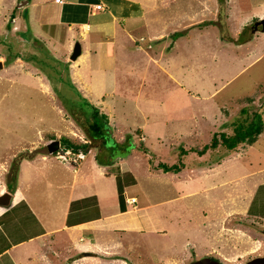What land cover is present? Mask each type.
Listing matches in <instances>:
<instances>
[{
  "label": "rangeland",
  "instance_id": "374dc122",
  "mask_svg": "<svg viewBox=\"0 0 264 264\" xmlns=\"http://www.w3.org/2000/svg\"><path fill=\"white\" fill-rule=\"evenodd\" d=\"M172 1L184 16L186 8L208 12L204 18L195 13L201 21L192 18L187 28L177 30L182 35L170 54L169 73L149 62L143 81L139 72L126 76L127 88L122 84L118 96H111L117 97L115 107L128 108L130 127L124 119L117 121L122 131L128 128L126 139L116 142L114 125L109 124L110 132L104 131L99 145L92 140L88 148H81L82 158L72 153L70 162L65 161L80 164L87 153V158L97 153L103 161L96 159L97 163L125 164L144 193L137 184L128 191L156 202L161 215L157 221H146L148 229H137V222L128 217L116 219L121 227L137 231L126 234L114 253L100 254L110 259L96 264H264L251 262L264 255V30L257 23L264 18V0ZM8 3L0 0V63L5 66L0 70V158L9 163L2 180L22 155L44 153L51 162L49 170L57 167L61 159L58 149L49 151L48 134L86 141L78 108L89 113L98 99L82 90L73 70L75 59L67 51L43 34L16 27L11 11L3 14ZM203 23L209 24L205 30L200 29ZM257 30L259 37L245 46L235 45ZM169 37L172 41V32ZM225 39L231 43L224 46ZM137 62L144 64L142 58ZM102 108L110 113L107 106ZM253 116L263 121L255 141L232 149L210 145L213 134H232L236 122ZM121 148L131 151L123 155ZM160 163L181 164V170H164ZM116 165L107 169L115 172ZM117 178L123 184L135 182L128 171ZM107 203L116 205L117 197ZM9 226L15 228L11 222ZM20 230L31 228L22 224Z\"/></svg>",
  "mask_w": 264,
  "mask_h": 264
},
{
  "label": "crops",
  "instance_id": "0c3cea01",
  "mask_svg": "<svg viewBox=\"0 0 264 264\" xmlns=\"http://www.w3.org/2000/svg\"><path fill=\"white\" fill-rule=\"evenodd\" d=\"M97 3L102 6L96 7ZM6 8L3 14L11 11L16 27L34 35L43 34L55 47L67 51L69 57L74 43L79 42L80 53L73 67L75 77L82 90L85 88L90 96L98 98L91 103L93 106L96 103L99 113H105L108 123L114 125L113 134L118 143L126 139L125 131L131 124L125 111L128 108L114 105L118 88L122 84L127 88L123 82L126 76L139 72L143 81L149 72V62L156 70L169 73L170 54L177 47L178 36L182 35L170 41L171 32L173 35L174 31L187 28L192 18L196 20L208 12L201 9L196 13L193 8H186L189 12L184 16L172 0L167 4L164 0H10ZM195 13L199 15L197 18ZM199 20L202 19L196 21ZM208 25L203 23L200 29L205 30ZM259 31L252 33V38L246 42L239 40L235 45L245 46L259 37ZM225 43L231 42L225 39L224 46ZM139 58L144 60L143 66L138 64ZM1 67L0 70H4L5 66ZM114 94L117 95L111 97ZM107 97L112 98L110 103ZM103 106H107L109 114L104 112ZM123 119L128 121L125 122L128 128L122 131L117 121ZM86 139L89 140L88 136ZM121 150H129L128 154L131 151ZM95 155L87 158V153L85 162L80 164L61 160L58 166L63 167L49 170L51 162L46 154L36 153L19 160L14 189L7 187L6 177L4 180L0 177V193L9 191L11 194L8 204H0V264H96L99 260H109L99 255L108 256L115 248H121L119 244L126 234L143 226L148 229L146 221L159 220L161 215L154 208L156 202L128 191L131 185L137 184L140 193H144L133 171L117 161L110 165L97 163ZM116 155L113 154L112 159ZM113 164H117L119 170L107 169ZM8 167V161L4 163L0 158V175L7 174ZM124 171H128L135 182L121 183L122 208L116 180ZM115 196L116 205H108L107 199ZM130 197L136 198L135 203ZM10 203L11 208H8ZM35 215L37 221H32ZM123 216L133 219L139 227L134 230L116 224V219ZM9 222L15 225L14 229H10ZM18 222L21 224L16 225ZM22 224L30 226L31 230L21 233ZM161 226L159 224L158 228ZM161 233H165L164 230Z\"/></svg>",
  "mask_w": 264,
  "mask_h": 264
},
{
  "label": "trees",
  "instance_id": "16d2710c",
  "mask_svg": "<svg viewBox=\"0 0 264 264\" xmlns=\"http://www.w3.org/2000/svg\"><path fill=\"white\" fill-rule=\"evenodd\" d=\"M221 1L222 0H220V2ZM178 34H179L178 31L173 32L174 37H176ZM78 109L83 113L82 116L84 117L77 119L78 124L85 131L89 141L77 142L66 135H60L59 137H55L51 134H48L47 139L50 141V146H49L51 147V149L49 150L50 152L54 153L58 149V147H72L74 149L88 148L92 140H95L96 142L94 145H99L100 140L102 141L103 139L102 135L104 134V131H107V128H109L107 115L105 113H99L98 109L95 108L94 106L89 113L85 112V110L82 107H79ZM256 115L257 114H255L254 116L256 117ZM254 116L249 121L236 122L235 123L236 125L234 127V132L232 134L228 135L224 132H220L218 135L213 134L209 142L210 145L215 146L218 143H221L224 146L228 147L229 149H232L236 147V145L239 144L240 142L245 141L248 143H252L253 141L256 140L258 134L261 132L263 127L262 119L258 118L257 120H255ZM24 156L22 155V157ZM95 156L96 159H99L98 161L103 162L102 159L98 158L97 153ZM19 160L20 159L17 160L15 165H12L11 171L6 181L7 187L10 190L14 189V185L17 178V166ZM160 166H162L164 170H170V171H178L181 169V164H177V163H172L171 165L166 163H160ZM118 197H119L120 206L123 208L124 207L123 186L119 181H118ZM255 260L257 261V263L260 262L264 263V255L261 257H256L251 262H254Z\"/></svg>",
  "mask_w": 264,
  "mask_h": 264
},
{
  "label": "water",
  "instance_id": "95a60500",
  "mask_svg": "<svg viewBox=\"0 0 264 264\" xmlns=\"http://www.w3.org/2000/svg\"><path fill=\"white\" fill-rule=\"evenodd\" d=\"M257 23L260 25V28L264 30V18L257 20ZM80 53V44L78 41L74 43L72 52L70 54L71 59H75ZM129 150L123 152L122 154L127 153ZM117 154V153H116ZM11 194L9 191H4L0 193V204H8L10 202Z\"/></svg>",
  "mask_w": 264,
  "mask_h": 264
},
{
  "label": "built area",
  "instance_id": "2783aa9c",
  "mask_svg": "<svg viewBox=\"0 0 264 264\" xmlns=\"http://www.w3.org/2000/svg\"><path fill=\"white\" fill-rule=\"evenodd\" d=\"M57 2H62V0H55ZM102 5L100 3L96 4V7H101ZM72 153H76V156L79 158H82L84 156V152L81 150V148H72V147H59L56 151V156L60 158L62 161H68L69 155ZM70 162V161H68ZM72 163V162H71ZM134 199V197L130 198V201Z\"/></svg>",
  "mask_w": 264,
  "mask_h": 264
},
{
  "label": "clouds",
  "instance_id": "9594fccd",
  "mask_svg": "<svg viewBox=\"0 0 264 264\" xmlns=\"http://www.w3.org/2000/svg\"><path fill=\"white\" fill-rule=\"evenodd\" d=\"M86 141H89V140H86Z\"/></svg>",
  "mask_w": 264,
  "mask_h": 264
}]
</instances>
